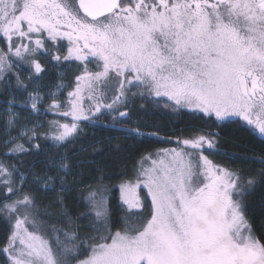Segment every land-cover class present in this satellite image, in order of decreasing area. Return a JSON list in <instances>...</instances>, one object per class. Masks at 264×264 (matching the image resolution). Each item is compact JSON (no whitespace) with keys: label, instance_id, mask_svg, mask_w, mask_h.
<instances>
[{"label":"snow or ice","instance_id":"1","mask_svg":"<svg viewBox=\"0 0 264 264\" xmlns=\"http://www.w3.org/2000/svg\"><path fill=\"white\" fill-rule=\"evenodd\" d=\"M0 43V81L11 86L14 78L17 92L26 93L19 104L13 95L0 114L7 150L0 221L8 229L0 264H264V234L256 235L244 203L255 181L244 183L210 159L218 134L177 138L175 147L142 155L130 177H118L123 204L139 211L116 231L106 185L112 177L98 170L82 192V215L94 228L84 236L73 230L62 196L56 206L63 219L55 221L35 195L55 191L57 181L66 190L67 157L51 161L43 175L5 163L33 154L41 135L56 147L71 142L80 122L99 119L102 110L130 119L119 107L129 95L216 121L234 118L264 138V0H0ZM41 57L79 62L71 85L61 74L45 93ZM24 66L31 84L15 71ZM22 112L29 115L21 119ZM42 113L57 118L33 123Z\"/></svg>","mask_w":264,"mask_h":264},{"label":"trees","instance_id":"2","mask_svg":"<svg viewBox=\"0 0 264 264\" xmlns=\"http://www.w3.org/2000/svg\"><path fill=\"white\" fill-rule=\"evenodd\" d=\"M40 62L46 69V73L42 74L41 83L56 84L57 69L68 68L64 72L71 81L78 74V69L72 68V63L57 65L46 57H41ZM26 68L24 73L19 71L20 77L24 83L31 84L26 75L29 69ZM14 85V78L11 86L0 81L1 110L6 108L7 101L13 95L17 96L15 101L17 103L25 98L26 93L21 95ZM130 109V119L125 118L123 122L118 121L115 126H110L111 124L92 126L89 122L81 123L79 131L71 139V142L59 147L54 146L51 140L44 139L41 135L39 140L32 142L33 146L30 151L33 154L20 155L18 159L13 157L6 160L5 163L9 166L16 164L25 173L35 171L43 175L42 170L52 168L51 161L58 162L59 157H67L71 167L68 175L64 177L66 190L60 193V184L57 181L55 191L37 192L35 195L40 204V211L44 212L47 208L55 221L63 219L58 216L60 208L56 206L57 197L62 196L63 207L74 222L73 230L80 236H84L93 234L94 228L92 227L93 221L82 215L87 212L82 192L87 190L88 185L94 184L97 176L100 175L98 170H103L104 174L112 177V179L106 180V185L110 189L108 194L109 220L112 223V230L116 231L121 227L124 217H129L131 222H135V218L131 217V213L121 202L120 179L118 177H130L134 165L142 155L154 153L162 148L175 147L177 138L188 137L194 131L218 134L216 135L217 154L210 155V159L216 164L238 173L244 183L249 179L255 181L244 200L246 216L256 235L264 234V175H262L264 173V162H262L264 161V138L251 134L248 127L241 122L222 123L213 117H205L201 113L185 110L158 113L150 109L140 110L138 106H133ZM56 118V116L48 114L42 123L47 124L49 120ZM99 120L103 121L104 118L100 117ZM120 129L129 131L139 129L143 133H157V136L140 138L133 136L131 132L124 133ZM39 131L43 133L45 129L41 128ZM5 137L3 120L0 119V160L5 159L2 153L7 151L3 144ZM166 140L168 142H165ZM37 143L40 145L39 150L35 148ZM25 147L27 148L28 145L25 144ZM49 174L55 176L57 173L51 171ZM75 185H79V187H75ZM31 186L30 183L26 186V190ZM7 230L5 223L0 221V245L4 242ZM2 259L0 257V262Z\"/></svg>","mask_w":264,"mask_h":264},{"label":"rangeland","instance_id":"3","mask_svg":"<svg viewBox=\"0 0 264 264\" xmlns=\"http://www.w3.org/2000/svg\"><path fill=\"white\" fill-rule=\"evenodd\" d=\"M66 43V42H65ZM4 45L2 44V43H0V47H3ZM69 63H72L73 64V66H72V68H74V69H77V67H76V65L79 63V62H69ZM64 64V63H63ZM27 66H24L23 67V69H16V71H20L21 73H24L25 72V68H26ZM68 67V66H67ZM90 68H95V65L94 64H91L90 65ZM27 69V68H26ZM67 69L68 68H65L64 70L65 71H67ZM64 70H60V69H57V76H59V75H63V83L65 84V85H71V83H72V81L70 80V77L68 76V75H66L65 74V72H64ZM67 77V78H66ZM69 78V79H68ZM66 79H68V80H66ZM54 86H55V84H52L51 82H47V84L46 83H40V87L41 88H43V90H44V92L45 93H47L50 89H52V88H54ZM69 90V88L68 87H65L64 89H63V92H64V94L66 95V93H67V91ZM129 103H128V105L127 106H124V105H120L119 107H122V108H125V110L128 112V116H129V114H130V108L131 107H133V106H135V107H137L138 106V108L140 109V110H148V109H150V110H153V111H155V112H161V113H163V112H165V111H173L172 110V108H166V107H164L163 106V104H160L159 106H156L153 102H152V100L151 99H142L141 97H139V96H135V97H133V96H131V95H129ZM17 103V102H16ZM85 103L87 104L88 102L87 101H85ZM17 104H19V103H17ZM45 107H46V105H45ZM6 109V108H5ZM5 109L4 110H1L0 109V114H2L4 111H5ZM17 110H19V109H17ZM178 110H185V111H191V110H189V109H178ZM191 112H193V111H191ZM48 114H51V113H48ZM48 114H40L38 117H32V122L33 123H42V121H43V119L44 118H46L47 116H48ZM29 115V113H27V112H22L21 113V119H23L24 117H26V116H28ZM51 115H54V114H51ZM55 116V115H54ZM97 116H99V117H103L104 118V120L103 121H100L99 119H96L95 117L93 118V121H81L80 122V125H81V123H83V122H89L92 126H102V125H109V124H111L110 126H115V125H117V123H118V121H120V119H116V120H113V118H112V116L111 115H109V114H107V111H105V110H102V112L101 113H99V114H97ZM214 118V117H213ZM62 120H64L65 122H71V118L70 117H68V118H61ZM215 119V118H214ZM234 119V118H233ZM233 119H228V120H225V121H219V122H222V123H224V122H232L233 121ZM242 124H244L245 125V123L243 122V121H240ZM29 127H31V124H29ZM121 130V129H120ZM121 131H123L124 133H130L131 131H129V130H121ZM13 132L15 133V129L13 130ZM141 132V131H140ZM141 133H143V132H141ZM144 135H142V136H137V135H134L133 134V136H137V137H140V138H144V137H155V136H151V134L150 133H143ZM75 135V134H74ZM207 154V153H206ZM120 192V191H119ZM140 195H141V197H142V199L145 197V191H141L140 192ZM120 198H121V196H120ZM121 202H122V204H123V201L121 200ZM149 202H150V200H149ZM124 205V207L126 208V210L127 211H129V213H131L132 211H139V210H128V208H127V205H125V204H123Z\"/></svg>","mask_w":264,"mask_h":264}]
</instances>
